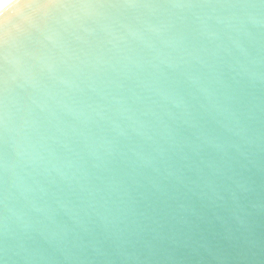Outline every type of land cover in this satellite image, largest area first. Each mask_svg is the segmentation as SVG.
<instances>
[{
  "label": "water",
  "instance_id": "obj_1",
  "mask_svg": "<svg viewBox=\"0 0 264 264\" xmlns=\"http://www.w3.org/2000/svg\"><path fill=\"white\" fill-rule=\"evenodd\" d=\"M0 264H264V0L2 3Z\"/></svg>",
  "mask_w": 264,
  "mask_h": 264
},
{
  "label": "bare ground",
  "instance_id": "obj_2",
  "mask_svg": "<svg viewBox=\"0 0 264 264\" xmlns=\"http://www.w3.org/2000/svg\"><path fill=\"white\" fill-rule=\"evenodd\" d=\"M5 1H7V0H0V5H1L2 3H4Z\"/></svg>",
  "mask_w": 264,
  "mask_h": 264
}]
</instances>
